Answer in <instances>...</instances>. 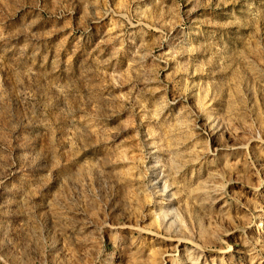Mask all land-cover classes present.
<instances>
[{"label":"rangeland","instance_id":"obj_1","mask_svg":"<svg viewBox=\"0 0 264 264\" xmlns=\"http://www.w3.org/2000/svg\"><path fill=\"white\" fill-rule=\"evenodd\" d=\"M262 216L264 0H0V264H264Z\"/></svg>","mask_w":264,"mask_h":264},{"label":"bare ground","instance_id":"obj_2","mask_svg":"<svg viewBox=\"0 0 264 264\" xmlns=\"http://www.w3.org/2000/svg\"><path fill=\"white\" fill-rule=\"evenodd\" d=\"M263 217V219H262ZM260 221H258V223H256V230L258 232H262V228L264 227V216H262ZM182 263H185L186 262V259L181 261Z\"/></svg>","mask_w":264,"mask_h":264}]
</instances>
